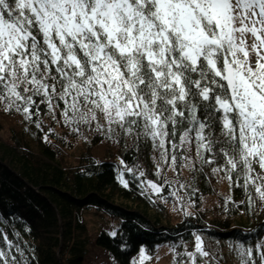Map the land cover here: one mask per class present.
<instances>
[{"label":"snow or ice","instance_id":"6c2138e0","mask_svg":"<svg viewBox=\"0 0 264 264\" xmlns=\"http://www.w3.org/2000/svg\"><path fill=\"white\" fill-rule=\"evenodd\" d=\"M34 97L69 124L150 137L165 162L195 142L264 199V0H0V101L31 117ZM237 248L264 264V240ZM0 264L19 261L0 248Z\"/></svg>","mask_w":264,"mask_h":264},{"label":"trees","instance_id":"16d2710c","mask_svg":"<svg viewBox=\"0 0 264 264\" xmlns=\"http://www.w3.org/2000/svg\"><path fill=\"white\" fill-rule=\"evenodd\" d=\"M34 99L31 117L0 101V114L14 122L5 136L0 123V248L19 264H95L88 261L93 247L114 264H131L141 249L164 242L174 244L170 264H193L190 252L203 264L197 236L204 264H241L237 245L255 250L264 240V199L242 174L214 172L224 161L204 163L195 142L166 145L177 161L165 162L150 137L69 124L62 101L50 108ZM100 143L101 159L92 151Z\"/></svg>","mask_w":264,"mask_h":264},{"label":"rangeland","instance_id":"374dc122","mask_svg":"<svg viewBox=\"0 0 264 264\" xmlns=\"http://www.w3.org/2000/svg\"><path fill=\"white\" fill-rule=\"evenodd\" d=\"M0 123L2 124L3 130L2 134L5 136L9 127L14 125L13 117L3 116L0 114ZM92 151H94L97 158L101 159L104 153V144L96 145ZM173 245L161 243L156 245L150 250H144V256L146 259L141 260V251L137 255H133L131 259V264H170L173 257ZM202 247V244H201ZM204 250V248H203ZM201 260L204 262L207 260L208 256H204L201 253ZM88 261L90 263L99 264H114L111 257L99 247H93L88 256ZM189 263H193L192 259H189Z\"/></svg>","mask_w":264,"mask_h":264}]
</instances>
